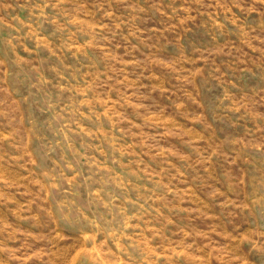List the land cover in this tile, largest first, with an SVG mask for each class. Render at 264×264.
I'll use <instances>...</instances> for the list:
<instances>
[{
    "label": "rangeland",
    "instance_id": "obj_1",
    "mask_svg": "<svg viewBox=\"0 0 264 264\" xmlns=\"http://www.w3.org/2000/svg\"><path fill=\"white\" fill-rule=\"evenodd\" d=\"M0 264H264V0H0Z\"/></svg>",
    "mask_w": 264,
    "mask_h": 264
}]
</instances>
